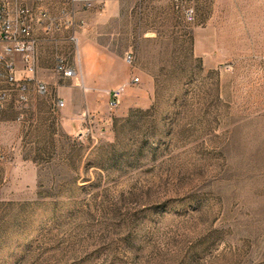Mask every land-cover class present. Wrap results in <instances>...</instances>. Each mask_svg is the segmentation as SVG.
I'll list each match as a JSON object with an SVG mask.
<instances>
[{"label": "rangeland", "instance_id": "1", "mask_svg": "<svg viewBox=\"0 0 264 264\" xmlns=\"http://www.w3.org/2000/svg\"><path fill=\"white\" fill-rule=\"evenodd\" d=\"M109 3L50 39L87 100L0 118V264H264V0Z\"/></svg>", "mask_w": 264, "mask_h": 264}, {"label": "built area", "instance_id": "2", "mask_svg": "<svg viewBox=\"0 0 264 264\" xmlns=\"http://www.w3.org/2000/svg\"><path fill=\"white\" fill-rule=\"evenodd\" d=\"M109 0H0V82L15 84L18 81L16 55L21 54L31 71L37 64L40 41L54 39L62 30H69L66 39L74 45L75 54L79 53V28L84 24V14L89 11L103 12ZM52 6L57 8L52 11ZM193 9L187 11L189 19L194 18ZM41 34L37 35L36 31ZM133 61L131 55L127 56ZM56 73L63 77L77 78L81 75L77 60L70 62L59 55L55 67ZM139 81V78H135ZM45 86L41 92H45ZM124 87H117L111 92V106L116 107L123 95ZM22 100H26L22 96ZM8 101V92L0 85V109ZM58 100V107L64 106ZM1 157V155H0Z\"/></svg>", "mask_w": 264, "mask_h": 264}, {"label": "crops", "instance_id": "3", "mask_svg": "<svg viewBox=\"0 0 264 264\" xmlns=\"http://www.w3.org/2000/svg\"><path fill=\"white\" fill-rule=\"evenodd\" d=\"M148 2L155 3L156 0H129V8L132 12H134V16L137 15V8L141 6L143 3L146 5ZM159 5L163 4V0H157ZM109 1L107 2L106 8L109 6ZM52 11L56 12L57 8L52 6ZM86 14V13H85ZM85 14L83 16H85ZM132 19L131 23V34L132 38L135 39L136 36V20ZM37 35H40V30L36 31ZM70 33L69 30H62L58 32L56 38H64L68 36ZM145 36H149V32L145 31ZM153 36V35H152ZM85 32H81L80 40H81V48H82V56L83 59V68L80 67L81 75L77 78L71 77H63L56 73V50L54 45L51 43L50 39H46L41 48L38 49L37 53V64L34 71H31L25 61L22 58L21 54L16 55L17 60V76L18 81L15 84H10L6 81H1V87L5 88L8 92V101L6 102V106L4 111L1 113V120H4L5 123H11L15 127H19L22 125L21 123L30 124H38L43 121L39 115L50 114L51 107L53 105L54 108H60L57 105L58 100H63L65 104H68L67 110L71 112V106L73 100H77L80 104L83 101L87 100V94L81 90H78L77 86L84 83L85 78L84 72L86 73L88 68L87 63V54H86V42H85ZM102 44L96 43V48L99 52H96V61H100L102 63L104 51L103 48L100 50L99 46ZM103 47V46H101ZM80 51V47H79ZM99 86H103V79L100 80ZM45 86L46 91L41 92L40 88ZM22 96L26 97V100H22ZM64 104V106H65ZM55 114L58 112L53 110ZM81 112V109H80ZM80 112L76 115H73L72 118L68 119L69 128L74 127V123L72 122L75 119H81ZM47 120L45 122H49ZM33 125V126H34Z\"/></svg>", "mask_w": 264, "mask_h": 264}]
</instances>
